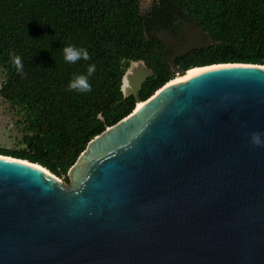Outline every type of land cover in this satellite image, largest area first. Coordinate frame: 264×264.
I'll return each mask as SVG.
<instances>
[{"label":"water","instance_id":"1","mask_svg":"<svg viewBox=\"0 0 264 264\" xmlns=\"http://www.w3.org/2000/svg\"><path fill=\"white\" fill-rule=\"evenodd\" d=\"M197 48L164 62L185 74L177 58ZM209 66L143 100L154 71L131 61L136 106L89 141L70 183L0 154V264H264V146L250 141L264 65Z\"/></svg>","mask_w":264,"mask_h":264},{"label":"trees","instance_id":"2","mask_svg":"<svg viewBox=\"0 0 264 264\" xmlns=\"http://www.w3.org/2000/svg\"><path fill=\"white\" fill-rule=\"evenodd\" d=\"M182 22L200 26L210 42L178 56L181 68L264 65V0H153L145 11L141 0H0V95L19 115L25 144L0 146V154L39 163L70 183L68 171L89 141L134 110L135 96L122 90L131 61L154 71L143 100L175 77L156 32ZM68 45L90 59L66 62ZM93 64L91 91L69 90L73 74L87 76Z\"/></svg>","mask_w":264,"mask_h":264},{"label":"rangeland","instance_id":"3","mask_svg":"<svg viewBox=\"0 0 264 264\" xmlns=\"http://www.w3.org/2000/svg\"><path fill=\"white\" fill-rule=\"evenodd\" d=\"M152 2L153 0H141V9L143 11L147 10ZM196 31H198L197 33L199 35L197 36V38H193L192 40H189L192 34H190V32H188L187 30L182 35L184 38L182 43L178 42L176 38L172 39L173 41H170L171 44L169 47H172L175 44L174 41H176L178 44H176V48L173 49V54L171 56H173L175 53H178L179 51L190 49L196 46L203 47L210 42L206 34L199 32V30ZM160 34H162L165 39H169L167 35L164 34V31H161ZM1 80L2 75L0 72V86ZM18 119L19 115H17L15 110L10 106L9 102L3 100L0 95V146L8 147L11 149H19L25 146L23 142V131L20 125H18L17 123ZM61 180L65 182L63 178H61Z\"/></svg>","mask_w":264,"mask_h":264},{"label":"clouds","instance_id":"4","mask_svg":"<svg viewBox=\"0 0 264 264\" xmlns=\"http://www.w3.org/2000/svg\"><path fill=\"white\" fill-rule=\"evenodd\" d=\"M63 58L68 63H75L80 59L88 60L90 56L86 49L77 48L73 45H68L62 49ZM11 63L15 66L17 72L23 71L22 60L19 56L12 55ZM95 72V65H89L87 69V76L82 74H73L72 79L69 81L68 89L79 91V92H90L91 85L88 82V76H91ZM261 133H252L250 136V141L253 145L264 146V140L261 139Z\"/></svg>","mask_w":264,"mask_h":264},{"label":"flooded vegetation","instance_id":"5","mask_svg":"<svg viewBox=\"0 0 264 264\" xmlns=\"http://www.w3.org/2000/svg\"><path fill=\"white\" fill-rule=\"evenodd\" d=\"M149 8V7H148ZM147 8V9H148ZM188 22H182L179 26V28L175 31L172 30L171 27L167 28L169 30V32L171 33L172 36H174L176 38V40L178 42H183L184 38H183V34L184 32L187 30L188 32H190V34H192V36L189 38V40L193 39V38H197V36L199 35L195 30V28L191 25H188ZM190 26V27H189ZM189 28V29H188ZM192 28V29H191ZM191 29V30H190ZM164 29H162L161 31H163ZM176 44H174L172 47H169L168 51L166 52L167 56L170 58V56L173 54V49L176 48L175 47Z\"/></svg>","mask_w":264,"mask_h":264},{"label":"bare ground","instance_id":"6","mask_svg":"<svg viewBox=\"0 0 264 264\" xmlns=\"http://www.w3.org/2000/svg\"><path fill=\"white\" fill-rule=\"evenodd\" d=\"M188 26V25H187ZM192 26V25H191ZM190 27V26H189ZM189 29V28H188ZM192 29V28H191ZM190 29V30H191ZM195 31H196V29H195ZM197 32V31H196ZM208 67H211V66H209V65H207V66H199V67H192V68H190L185 74H182V73H178V75H176L173 79H172V81H175V80H177V79H186V78H188L189 76H191V75H193V74H195V73H197V72H199V71H202V70H204V69H207ZM137 105H138V107H140L141 105H142V102H138L137 103Z\"/></svg>","mask_w":264,"mask_h":264}]
</instances>
